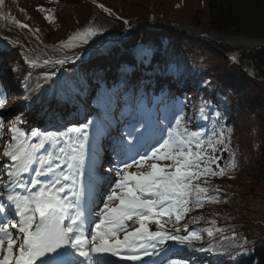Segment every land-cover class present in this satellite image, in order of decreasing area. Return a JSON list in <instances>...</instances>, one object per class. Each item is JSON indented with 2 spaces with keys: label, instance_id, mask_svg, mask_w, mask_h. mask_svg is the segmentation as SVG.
Listing matches in <instances>:
<instances>
[{
  "label": "trees",
  "instance_id": "1",
  "mask_svg": "<svg viewBox=\"0 0 264 264\" xmlns=\"http://www.w3.org/2000/svg\"><path fill=\"white\" fill-rule=\"evenodd\" d=\"M33 1L31 8H22L14 0H4L0 6V83L7 92L0 108V150L12 143L9 129L13 125L28 146L39 143L32 136L34 131L41 138L48 133L63 142L78 136L68 129L92 120L87 127L83 172L105 175L117 160L101 157L112 155L115 143L131 138L136 145L129 135L132 124L145 136L149 132L150 148L161 135L157 128L164 129L166 136L167 126H175V119L182 116V127L204 134L205 140L222 139L223 143H216L215 150L208 148V155L216 159L208 164V174L193 179L189 202L179 209V222L175 215H165L158 217L159 226L155 217L144 226L149 232L178 237L195 233L199 239L184 244L166 240L155 248L149 246L148 251L156 261L172 253L186 257L188 264H264V214L256 212L264 208V48L229 50L206 35L153 33L145 25L137 40L127 36L108 42L147 18L148 0H112L122 6L114 12L85 0ZM155 2L161 12L179 15L187 11L181 18H161L172 25L246 40L264 39V0ZM67 5L72 9L63 14ZM89 31L93 34L88 35ZM190 49L219 55L220 64L213 68L193 64L187 55ZM85 51H89L87 56L77 62L52 63ZM8 79L15 85H9ZM16 98L20 99L11 104ZM250 119L255 131L247 127ZM242 124L246 131L240 138L237 131ZM227 141L242 143V151ZM50 143L37 155L55 151ZM170 163L158 162L159 166ZM32 175L30 171L20 179L26 182ZM90 183L84 188L94 197ZM195 186L206 191L197 193ZM136 239L142 242L141 237Z\"/></svg>",
  "mask_w": 264,
  "mask_h": 264
},
{
  "label": "snow or ice",
  "instance_id": "2",
  "mask_svg": "<svg viewBox=\"0 0 264 264\" xmlns=\"http://www.w3.org/2000/svg\"><path fill=\"white\" fill-rule=\"evenodd\" d=\"M3 4L4 0H0V6ZM92 34L88 32V35ZM6 95L0 83V108L4 107ZM199 111L207 119L204 108ZM92 123L94 121L89 120L80 128L68 129L69 133H77L78 136L75 139L69 136L63 142L48 133L41 138V134L34 131L32 136L39 138V143L27 147L20 141L19 129L14 125L9 129L13 133L12 143L4 150V160L0 163L3 170L0 171V184L3 185L0 187V250L4 253L0 264H113L110 257L138 261L141 252L146 256L153 255L148 251L149 246L155 248L166 240L184 244L191 239H199L195 233L191 237H178L159 230L149 232L144 225L155 217L154 222L159 226L161 220L158 217L165 215H175L179 222V209L189 202L193 179L208 174V164L216 159L208 155V148L215 150L216 143H223L222 139L205 140L204 134L182 127V116L175 119V126H167L166 136L163 135L164 129L157 128L161 133L159 139L149 150L137 152L138 160L131 157L132 163L123 160L121 167L107 169L110 194L106 195L100 209L101 219L89 240L83 236L85 220L79 210L80 193L76 186L84 165L87 127ZM130 127L129 135L137 143L148 142L145 132L135 124ZM144 127L147 129L146 125ZM49 141V146H55V151L37 155ZM130 143L122 139L118 142L117 159H120L121 151L129 149ZM159 161L171 163L159 166ZM133 166L138 171L130 173L128 170ZM145 168L148 170L140 171ZM30 171L34 175L26 182L20 179ZM212 174L218 173L213 171ZM41 177L45 179L41 180ZM18 189L26 195H21ZM195 191L201 193L206 189L195 186ZM5 197L6 202H3ZM11 208L15 209L18 217L15 222L8 219ZM134 218L140 227L128 232L132 225L126 222ZM122 232L126 234L121 240L118 234ZM208 235L212 236V232L209 231ZM138 236L142 242H137Z\"/></svg>",
  "mask_w": 264,
  "mask_h": 264
},
{
  "label": "rangeland",
  "instance_id": "3",
  "mask_svg": "<svg viewBox=\"0 0 264 264\" xmlns=\"http://www.w3.org/2000/svg\"><path fill=\"white\" fill-rule=\"evenodd\" d=\"M14 1H16L22 8H31L32 6L35 5V2L33 0H14ZM80 1H82V0H80ZM85 1L91 2L93 4H97L100 7H105L106 9H110L111 12H114L116 10V8H121L122 7L120 2L112 1V0H85ZM155 3L158 4L157 2H155V0H148L146 2V6H148V9H149V15L147 16V18L145 20H143V21L138 22L137 24H135V25H133L131 27H127V29L125 31L121 32V35H120V37L117 40H110L108 42H116V41H119L120 39L125 38L127 36H130L131 38H133V40H137L139 35H140V28L142 27V25L147 26L151 31H153V33L156 32V31L168 32L167 28H169V26H172V27L177 28L178 31H188V30H194L195 31L194 34H184V33L171 31V32L176 33V34L190 35V36L191 35H194V36L206 35L213 41V43L218 44V45H220V46H222L224 48H227L229 50L247 49V48H241V47L240 48L239 47H237V48L236 47L235 48L229 47V46L223 44V42L221 40H217V39L211 37L208 34V33H211V32H207V31L202 30L200 28H186V27H182V26H179V25H172L169 22L162 20L161 18L164 17V16H167V17H169L171 19L178 18V17L181 18L183 15L186 16V12L187 11H185L184 13L183 12L182 13L179 12V15H178L177 11H166V12L163 11V12H161V11H158L156 9ZM71 9H72V6L67 5L66 7H64L62 13L63 14H67L69 11H71ZM164 23H166L167 25H164ZM137 25L140 26L139 30L134 28ZM132 28H134V29H132ZM198 31H201V32H198ZM220 36H222V35H220ZM222 37L230 38L232 36H222ZM234 38H236V37H234ZM244 40H246V39H244ZM263 40L264 39H259V40H255V41H263ZM247 41H254V40H247ZM106 43L107 42H105L103 45H105ZM103 45H101L99 47H96V48H92L91 50L100 49V48H102ZM257 49H261V48H257ZM88 52L89 51L82 52L80 55H78L76 57L83 56L82 59H84L87 56ZM84 53H86V54L83 55ZM213 54L206 53V52L199 51V50L190 49L188 51L187 55H188L189 61L191 63H193V64L195 63L196 64V62H197L202 67L208 66L210 68H213L214 66L217 67V65L220 64V59L219 58L221 57L219 55H215L217 57H213ZM182 56H184V54ZM76 57H74V58H76ZM69 60L70 59H61L59 61H52V63L60 66L62 64H65V62H71ZM60 61H63V63H60ZM75 62H77V61H75ZM221 64H222V66H224L223 62ZM7 82L11 86L15 85L9 79L7 80ZM10 98H12V97H10ZM19 99L20 98H16V99H13V100L10 99V100H12L11 104L15 105L16 102ZM71 114L75 115V111H71ZM242 126H243V124L241 125V127L238 128V131H237V135L240 138L244 137L243 134L246 131V128L245 127L242 128ZM247 127L249 129H251L252 127H255V123H253V121L250 119V121L248 122ZM145 138H146V140H148L147 143H144L142 141L140 143H136V145L133 143L131 138L127 139V141L125 143H128L129 141L131 142L129 144V149L126 150V151H121L120 159H117V156H116V150L118 149L119 144L115 143L114 145L116 147H114V150L112 151V155L109 156L107 154V155H105V158H107L108 162H113L114 160H117L118 163L115 164V167H121L122 166L121 161H123V160H127L129 163H132V160L130 159L131 157H135L137 160L139 159V156L137 155V152L143 153L146 150L150 149L147 146L148 143H149V139H150L149 132L146 133ZM116 140L118 141V137H116ZM227 143H229L232 148H236V147L240 148L241 147L240 151H242V149H243V146H241L242 143H239L240 145L239 144L235 145L232 141L231 142L227 141ZM7 147L8 146H6V145L5 146H1V150H0L1 153L4 152V150ZM25 147H27V146H25ZM233 150L235 151V149H233ZM147 170H148L147 168L140 169V171H147ZM128 171L130 173H132V172L138 171V169L135 166H133ZM109 176H110V174L107 173L105 175L106 179H104V180L100 179L99 180V178L97 176L92 178V177H87L84 174H81L80 175V180L78 181L77 186H76L77 189L79 190V193H80V195H79V210L81 212L82 219L85 220L83 236L85 238L89 239V240L91 238V234H93L94 231H95V225L97 223H99V220L101 219L100 209L103 207V202L106 199V195L110 194L109 186H108V183H107V180H108ZM111 176H112L113 179L115 178L114 173L111 174ZM44 179H45L44 177H41V180H44ZM88 179L90 181H92L91 185H92V188L94 189V191L96 193V195H95L96 198L94 197L93 199H89L87 197V194H86L87 191L84 189V185H85V183L87 181H89ZM0 187H3V185L0 184ZM17 191H19L21 195H26V193H24L22 190L18 189ZM3 202H6V197H5ZM89 203H90V205H89ZM115 203H118V202H115ZM113 206H115V205L113 204ZM256 212L259 213V214H264V208L259 209ZM95 213L97 214V216L93 215ZM251 213H253V211H251ZM8 219L12 220L13 222L18 220V217L15 216V209L14 208H11L9 210ZM126 223L128 225H132L131 227H128V232H132L134 229L137 228V225H138V222L136 221L135 218H134L133 221H128ZM12 231L15 233L14 229ZM125 234L126 233H123V232L119 233L118 234V238L122 240L123 236ZM5 247H6V244H5ZM3 254H4L3 251L0 250V259L3 258ZM145 261L148 262L149 264H163V263H167V262H170V261H172L174 264H188V262H189V260L186 257H177L175 255L173 256V254H168L165 257H163L162 259H160L158 261H155L152 258V256H146V255L143 254V252H141V259L140 260L131 261V262H133L135 264H142Z\"/></svg>",
  "mask_w": 264,
  "mask_h": 264
},
{
  "label": "bare ground",
  "instance_id": "4",
  "mask_svg": "<svg viewBox=\"0 0 264 264\" xmlns=\"http://www.w3.org/2000/svg\"><path fill=\"white\" fill-rule=\"evenodd\" d=\"M169 32H171V30H168ZM223 42V44L229 46V47H241V48H247V49H257V48H264V41H247L244 39H240L238 37L236 38H224L223 40H221ZM110 259L112 260L113 264H135L131 261H122L119 260L118 258L115 257H110ZM142 264H149L148 262H144ZM163 264H174L172 261L167 262V263H163Z\"/></svg>",
  "mask_w": 264,
  "mask_h": 264
},
{
  "label": "water",
  "instance_id": "5",
  "mask_svg": "<svg viewBox=\"0 0 264 264\" xmlns=\"http://www.w3.org/2000/svg\"><path fill=\"white\" fill-rule=\"evenodd\" d=\"M164 25H167L166 23H164ZM134 28H136L137 30H139V28H140V26L139 25H137L136 27H134ZM134 28H132V29H134ZM168 30H171V31H175V32H179V33H184V34H194V30H188V31H178L177 30V28H175V27H172V26H169V28H167ZM198 32H201V31H198ZM211 37H213V38H215V39H217V40H223L224 39V37H222V36H220V35H214V34H212V33H208ZM241 39V38H240ZM264 41V40H263ZM233 48H235V47H233ZM237 48V47H236ZM86 53H84L83 55H85ZM82 57L83 56H80V57H76V58H72V59H70L69 61H71V62H75V61H78V60H81L82 59Z\"/></svg>",
  "mask_w": 264,
  "mask_h": 264
}]
</instances>
